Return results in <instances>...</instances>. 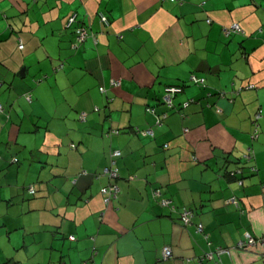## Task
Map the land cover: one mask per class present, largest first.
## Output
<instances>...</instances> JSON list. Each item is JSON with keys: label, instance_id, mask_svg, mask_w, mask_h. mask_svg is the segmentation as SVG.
Instances as JSON below:
<instances>
[{"label": "crops", "instance_id": "obj_1", "mask_svg": "<svg viewBox=\"0 0 264 264\" xmlns=\"http://www.w3.org/2000/svg\"><path fill=\"white\" fill-rule=\"evenodd\" d=\"M0 104V264H262L264 0H0Z\"/></svg>", "mask_w": 264, "mask_h": 264}, {"label": "built area", "instance_id": "obj_2", "mask_svg": "<svg viewBox=\"0 0 264 264\" xmlns=\"http://www.w3.org/2000/svg\"><path fill=\"white\" fill-rule=\"evenodd\" d=\"M100 20L104 24H108V22H109L108 18L104 14H100ZM74 22H75V15H72L68 18L67 24L70 25ZM75 30H76V43L81 44L87 38L88 30L86 29V27H84L82 25L77 26ZM225 32L226 33L243 32V29L239 23H232L229 26L225 27ZM19 47L20 48L23 47V43L21 40L19 41ZM191 80H193L194 82H197L201 85L204 84V78H198L195 75H191ZM119 84H120L119 79H112L111 80L112 86H118ZM100 90L104 91V87L103 86L100 87ZM182 91H183V87L181 85H176V84L166 85L164 87V91H163V94L161 96L162 103L165 106H167L168 108H174L175 107L174 106L175 105L174 99ZM26 97L28 99H30L31 96H30V94H26ZM190 101H192V99L184 101L182 106H184V107L187 106L190 103ZM146 109L150 112L156 113L155 108L152 106H148ZM216 109L218 112L220 111L219 108H216ZM1 110H2V105L0 104V111ZM166 116H167V112H163V113L157 115V122L160 123L161 120L163 118H165ZM260 116H261V110H258L255 114V119H258ZM84 117H85L84 113H81L80 118L83 119ZM146 132L150 133V134L153 133L151 129H147ZM113 133H119V130L118 129H111L107 132L108 135H111ZM257 136H258V132H257V129H255L253 137L256 138ZM70 146L72 148H74L75 144L71 143ZM165 146H166V144H165ZM120 154H121L120 150L116 149V150L111 151V153H110V156H111L110 164L103 168V174L107 175L110 178V181H108L105 185H103L101 187V192L103 194V200L105 203H108L111 200H113L114 198H116L117 194L119 192V186L116 183V179L119 177V173H118L117 167H115V162H116V157H118ZM14 160H17V159L14 158ZM83 173H85V172L83 171ZM29 191L31 193H33L34 188L32 186L29 187ZM158 194H159V190L153 191V195L156 196ZM229 201H232V202L237 204V200L235 198H231V199H229ZM160 204L164 205V206H170L172 209L174 208V205L171 203V200L168 198H161ZM192 215L193 214H192L191 209L187 208L186 206H183L179 212L180 220L184 225H187L191 222ZM196 230L198 232H202L203 226L201 223L197 224ZM257 241L264 243V238L256 239L253 236L248 235L247 239L239 241L237 243V246L238 247H247L251 244H255ZM225 251H227V250L223 249V248H217L218 254L225 252ZM171 255H172L171 247L169 245L163 246L161 258L158 260L157 264L160 263V261H162V260L168 259ZM212 256H213V253L208 252V253H206L205 257L212 258ZM262 264H264V256L262 258Z\"/></svg>", "mask_w": 264, "mask_h": 264}, {"label": "trees", "instance_id": "obj_3", "mask_svg": "<svg viewBox=\"0 0 264 264\" xmlns=\"http://www.w3.org/2000/svg\"><path fill=\"white\" fill-rule=\"evenodd\" d=\"M255 125V124H254ZM253 134H254V132L252 133V137H253ZM259 135V134H258ZM256 138H258V136L256 137ZM253 139H255L254 137H253ZM239 170V169H238ZM242 174H243V172H241ZM232 174H235V171L233 170V172H232ZM242 180V179H241ZM241 183H242V181H241ZM35 191V190H34ZM34 193V192H33ZM236 199V198H235ZM237 200V199H236ZM159 202H160V200H159ZM183 207V206H182ZM181 207V208H182ZM187 207V206H186ZM181 208H180V210H181ZM188 208V207H187ZM180 210H179V212H180ZM192 211V210H191ZM192 214H193V212H192ZM179 219H180V216H179ZM199 224V223H198ZM202 224V223H201ZM196 226H197V224H196ZM203 226V225H202ZM197 231V230H196ZM198 232V231H197ZM201 233H203V230H202V232ZM206 237V236H205ZM243 240H245V239H243ZM241 241V240H240ZM217 248H223V247H220V246H218V247H215V248H213V249H209L207 252H205L204 253V255H203V259H205V258H207V257H205L206 256V253H208V252H212L213 253V256H212V258H214L215 257V253L216 254H218L217 253ZM239 248H246V247H239ZM218 255H220V254H218ZM172 256V255H171ZM170 256V257H171ZM169 257V258H170ZM212 258H207L208 260L209 259H212Z\"/></svg>", "mask_w": 264, "mask_h": 264}, {"label": "water", "instance_id": "obj_4", "mask_svg": "<svg viewBox=\"0 0 264 264\" xmlns=\"http://www.w3.org/2000/svg\"><path fill=\"white\" fill-rule=\"evenodd\" d=\"M25 69H26V68L24 67V68H23L21 71H23V70L25 71ZM20 73H22V76L24 75V73H23V72H20Z\"/></svg>", "mask_w": 264, "mask_h": 264}]
</instances>
